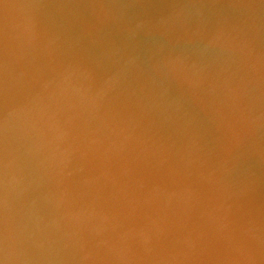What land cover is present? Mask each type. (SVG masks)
<instances>
[{
    "label": "water",
    "instance_id": "water-1",
    "mask_svg": "<svg viewBox=\"0 0 264 264\" xmlns=\"http://www.w3.org/2000/svg\"><path fill=\"white\" fill-rule=\"evenodd\" d=\"M0 264H264V0H0Z\"/></svg>",
    "mask_w": 264,
    "mask_h": 264
}]
</instances>
